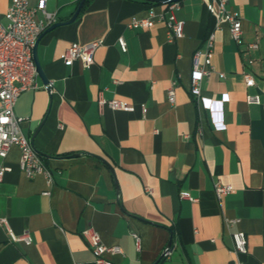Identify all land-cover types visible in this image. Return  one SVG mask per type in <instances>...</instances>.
I'll return each instance as SVG.
<instances>
[{
  "label": "crops",
  "instance_id": "1",
  "mask_svg": "<svg viewBox=\"0 0 264 264\" xmlns=\"http://www.w3.org/2000/svg\"><path fill=\"white\" fill-rule=\"evenodd\" d=\"M80 1L46 0V9L62 21ZM177 1L184 36L174 40L162 21L127 27L150 7L166 9L150 0H85L72 22L41 34L37 57L52 88L38 76L37 87L21 92L13 110L23 118L22 133L48 155L52 182L25 175L17 146L0 158L11 168L0 181V217L15 234L32 237L30 244L14 242L0 227V264H94L82 235L89 226L105 244L120 247L106 254L113 264H153L170 236L171 249L157 264H264V105L246 99L264 100V0L229 2L241 18L243 42H258L255 52L244 53L226 26L215 31L213 71L200 86L213 99L228 95L223 129L190 92L192 55L205 47L213 18L203 0ZM9 2L0 0L3 23ZM97 39L103 44L93 63H65L68 46ZM244 70L253 73V86L245 84ZM171 84L174 104L167 98ZM99 96L129 106L100 107ZM217 181L232 191L218 198ZM237 230L246 234L245 253L233 251Z\"/></svg>",
  "mask_w": 264,
  "mask_h": 264
},
{
  "label": "built area",
  "instance_id": "2",
  "mask_svg": "<svg viewBox=\"0 0 264 264\" xmlns=\"http://www.w3.org/2000/svg\"><path fill=\"white\" fill-rule=\"evenodd\" d=\"M213 18V28L205 38V47L196 49L192 55V71L190 76V92L195 97L198 104L207 108L213 114V124L217 129H223L225 123L222 119L223 104L228 101V95L222 94L219 99L204 96L201 93V81L208 77L213 71L211 63V50L215 40V31L226 26L237 46L242 47L244 53L255 52L258 49L256 40L243 42L242 22L240 16L229 7L230 0H203ZM166 9L160 13L152 7L147 11L146 16L141 18H131L127 22V27L132 29L149 28L156 22L162 21L166 24L168 40H174L184 36V21L178 19L174 13L179 6L177 0H167ZM38 13L41 16H38ZM6 23L0 18V158H5L12 146H17L20 151L19 166L29 178L37 174H43L47 183L52 182L51 170L43 160V156L33 146L31 139L21 131L20 124L23 118L14 113V104L18 95L29 89L37 87V72L35 69L32 50L39 35L52 23L56 22L54 12L46 9V0H37L32 6L29 0H10L5 13ZM118 43L122 51H126L127 45L123 37L118 38ZM103 44V39L93 40L85 44L73 43L66 49L64 61L71 64L75 60H80L84 65L93 63L96 49ZM254 58H249L248 63H253ZM220 77L224 73L220 72ZM244 82L247 86L255 84V78L250 70L243 71ZM48 91L52 88V82L44 84ZM167 98L171 104L175 103V86L171 84L167 88ZM248 103L263 104L257 94L247 95ZM99 106L107 105L112 109H124L129 106V102L123 99L98 97ZM61 126V124H59ZM11 168L8 165L0 164V181L5 172ZM145 192L150 193L149 187H145ZM233 189L232 185L222 182L214 183V192L218 198L228 194ZM46 190L44 194H49ZM183 197L191 198L187 192H182ZM195 200V198H191ZM0 227L7 229L9 238L14 242H24L30 244L32 237L28 231L15 234L9 227L7 219L0 217ZM88 247L94 258V264H113L106 254L120 253L121 249L117 245L105 244L99 232L93 227H86L82 231ZM135 244L139 246V236L132 233ZM233 241V251L237 253L247 252V238L245 232L237 230L231 234Z\"/></svg>",
  "mask_w": 264,
  "mask_h": 264
},
{
  "label": "water",
  "instance_id": "3",
  "mask_svg": "<svg viewBox=\"0 0 264 264\" xmlns=\"http://www.w3.org/2000/svg\"><path fill=\"white\" fill-rule=\"evenodd\" d=\"M85 0H81L79 5L77 6L76 10L73 12V14L66 20H62V21H57V22H54L52 23L50 26H48L43 32L45 31H49L59 25H62V24H66V23H70L72 22L76 17L77 15L79 14V11L81 10L82 6H83V3H84ZM150 1H157V2H166L167 0H150ZM42 32V33H43ZM41 33V34H42ZM41 34L39 35V37L41 36ZM39 37L37 38V40L35 41L34 43V46H33V50H32V57H33V60H34V64H35V69H36V72H37V75L43 80L45 81L46 83H48V79L47 77L45 76L44 72H43V69L40 65V62H39V59L37 57V52H36V47H37V43H38V40H39ZM48 81V82H47ZM45 83V84H46ZM31 142L33 144V139L31 138ZM38 151V150H37ZM39 152V151H38ZM42 156H48L47 154L45 153H42V152H39ZM71 156H78L77 153L75 154H72ZM98 157V156H97ZM99 159H101L104 163H106L108 166L109 164L107 163L106 160H104L103 158L101 157H98ZM171 236L169 237V240L164 248V250L162 251L161 255L153 262V264H157L158 261L160 260V258L162 256H164L167 252L170 251L171 249Z\"/></svg>",
  "mask_w": 264,
  "mask_h": 264
},
{
  "label": "trees",
  "instance_id": "4",
  "mask_svg": "<svg viewBox=\"0 0 264 264\" xmlns=\"http://www.w3.org/2000/svg\"><path fill=\"white\" fill-rule=\"evenodd\" d=\"M43 160H45V158L43 157Z\"/></svg>",
  "mask_w": 264,
  "mask_h": 264
}]
</instances>
